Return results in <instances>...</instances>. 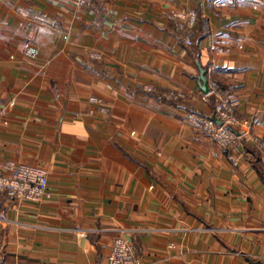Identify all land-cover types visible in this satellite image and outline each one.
<instances>
[{
	"label": "crops",
	"instance_id": "1",
	"mask_svg": "<svg viewBox=\"0 0 264 264\" xmlns=\"http://www.w3.org/2000/svg\"><path fill=\"white\" fill-rule=\"evenodd\" d=\"M170 10L197 13L192 44ZM220 96L249 122L236 163L186 118L214 115ZM253 135L264 136V0H0V173L42 165L49 192L0 195V264H107L118 235L137 264L264 263Z\"/></svg>",
	"mask_w": 264,
	"mask_h": 264
},
{
	"label": "built area",
	"instance_id": "2",
	"mask_svg": "<svg viewBox=\"0 0 264 264\" xmlns=\"http://www.w3.org/2000/svg\"><path fill=\"white\" fill-rule=\"evenodd\" d=\"M169 16L177 20L180 28L185 32L194 28L197 22V13L194 10H173ZM184 41L191 44L190 37H186ZM23 52L26 57L34 59L38 56V46L31 40H26L23 44ZM152 89V85H147L146 90ZM211 93H216V90L211 89L204 93L202 98L208 100ZM181 97H183L181 91L171 90L169 93V98ZM89 100L91 103L100 102L97 96H90ZM215 110V116L220 119V122L215 121L213 116L202 114L194 109L187 111L186 118L196 130L208 135L220 148L227 150L229 158L236 163L241 151L243 134L247 131L246 128L244 130L241 127L237 130L236 127L249 122L240 120L233 104L225 97H219ZM252 138L264 164V136L253 135ZM2 194H5L12 202L38 201L49 196L47 169L38 164L6 162L4 171L0 173V195ZM107 264H137L136 247L129 237L126 235L114 237L107 255Z\"/></svg>",
	"mask_w": 264,
	"mask_h": 264
},
{
	"label": "trees",
	"instance_id": "3",
	"mask_svg": "<svg viewBox=\"0 0 264 264\" xmlns=\"http://www.w3.org/2000/svg\"><path fill=\"white\" fill-rule=\"evenodd\" d=\"M218 89H220V88H218ZM145 91L149 92V93L152 92V91H149V90H145ZM212 98H213V96H211V99ZM169 101L170 102H174V103H180V102L182 103L181 99H172L171 98V99H169ZM251 159H252L253 163L257 166L258 170L262 173V175H264V166L262 164L261 156H260V153H259L258 149L253 148Z\"/></svg>",
	"mask_w": 264,
	"mask_h": 264
},
{
	"label": "water",
	"instance_id": "4",
	"mask_svg": "<svg viewBox=\"0 0 264 264\" xmlns=\"http://www.w3.org/2000/svg\"><path fill=\"white\" fill-rule=\"evenodd\" d=\"M199 68H200V74L198 76L199 84H200L201 90L204 93H207L210 91V87H209V83H208V77H207V69L205 67H202L201 65L199 66ZM216 120L218 122H220V120L218 118H216ZM258 263L264 264L261 261H258Z\"/></svg>",
	"mask_w": 264,
	"mask_h": 264
},
{
	"label": "rangeland",
	"instance_id": "5",
	"mask_svg": "<svg viewBox=\"0 0 264 264\" xmlns=\"http://www.w3.org/2000/svg\"><path fill=\"white\" fill-rule=\"evenodd\" d=\"M170 12H173V10H170L168 13H170ZM168 15H169V14H168ZM169 17H170V16H169ZM192 29H193V28H192ZM192 29H191V30H192ZM191 30H190L189 32H185V31H184V33H185V38H186V37H190V39H191V44H192V43H193V40H192V37H191V34H190ZM152 87H153V89H152V90H149V91H153V90L155 89L154 86H152ZM217 101H218V100H217ZM217 101H216V102H217ZM216 102L214 103V111H216V110H215V104H216ZM212 116H213L214 119L218 118V117L215 116V114L212 115ZM218 119H219V118H218ZM219 120H220V119H219ZM240 120H241V119H240ZM215 121H217V120H215ZM242 122H244V121H242ZM242 126H243V125H242ZM241 128H244V127H241ZM30 164H32V163H30Z\"/></svg>",
	"mask_w": 264,
	"mask_h": 264
}]
</instances>
